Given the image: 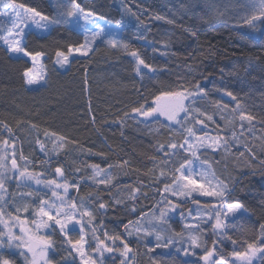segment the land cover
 <instances>
[{
    "label": "trees",
    "instance_id": "1",
    "mask_svg": "<svg viewBox=\"0 0 264 264\" xmlns=\"http://www.w3.org/2000/svg\"><path fill=\"white\" fill-rule=\"evenodd\" d=\"M17 2L53 17L61 11L58 5H68L71 0H56L55 5L49 0ZM208 2L76 0L86 11H93L112 23L120 22L123 25L120 40L128 45V49H113L97 41L93 45L94 51L88 56L73 53L69 56V63L61 67L54 63L55 52H67L68 45L82 43L84 33L66 25H53L45 34L31 31L27 39L28 50L44 54L47 80V84L33 89L25 83L23 75L26 69L32 68V62L28 58L17 59L0 41V143L5 139L10 144L14 141L18 163L25 166V161L20 160L23 154L32 161L27 164L29 171L42 172L46 179H57L54 170L62 167L65 176L80 185L79 192L74 189L73 196L78 202L83 198L86 205L94 210V224L101 239L104 231L126 237L133 249L131 255L135 256L132 264H153V260L158 264H182L184 259L204 264L199 260L204 255L203 248L195 249L196 254L189 257L175 251L176 248L188 247V230L184 224L195 221L182 219L180 209L178 215L167 218L166 224L152 219L153 212L159 216L160 209L165 208L168 200L181 204L185 216L188 209L196 207L191 199L163 192L164 184L171 183L172 171L188 154L181 149L178 150L179 155L165 156L157 150L159 144L183 143L187 133L180 127H167L169 124L161 118L144 121L132 116L133 108L143 106L146 110L154 107L155 97L166 91H191L197 84L205 90L206 98H197L193 107L213 116L215 123L205 121L208 127L204 132L211 137L227 139L228 149H200V160H194L193 164V178L203 183L204 178L198 174L214 172L232 190L224 198V204L238 202L248 209L229 222L232 226L227 233L231 240L214 236L208 223L201 225L205 230L200 234L202 242L212 248V241L217 240V252L230 261L232 251H243L247 243L257 240L260 225L264 224V164L260 162L264 156L259 147L264 144V123L261 122L264 121V39L251 38L259 37L264 24L257 22L256 29L239 24L241 17L251 15V10L240 7L237 0H212L218 6L215 9L205 7ZM2 7L0 4V9ZM218 12L223 13L220 18H217ZM7 20L0 17V26L7 24ZM169 20L173 23H168ZM187 29L196 34L192 35ZM5 33L6 29L0 31V35ZM133 50L155 71L138 74L137 63L130 55ZM228 92L236 99L227 97L225 93ZM237 103L241 108L233 112ZM240 111L255 117L251 125L247 120L239 119ZM241 123L243 129L240 128ZM5 124L12 129L11 134ZM190 126L191 120L185 127ZM195 127L199 130L203 126ZM45 132L56 136L46 137ZM233 132L241 144L256 146L257 159L249 162L247 152L243 157L239 156V145L232 139ZM203 134L198 131V135ZM57 136L65 140L60 141ZM37 139L45 145L47 155L40 150ZM60 143L65 147L59 148ZM240 151H244L243 147ZM165 160L169 163H162ZM204 160L207 164L202 165ZM124 161L127 164H123ZM92 164H99L115 177L112 185H98L93 181ZM109 164L113 166L111 169L107 167ZM161 170L167 175L160 176ZM103 176L101 173L97 179ZM134 188L139 191L133 193ZM36 190L23 185L17 188L15 181L9 184V192ZM41 194L45 198L50 197L48 191L43 190ZM194 196L202 204L218 202L215 198ZM116 200L120 203H115ZM162 200L164 203H160ZM16 201L23 204L31 202V198L18 195ZM101 202L106 204L105 209H98ZM141 213L148 214L141 221L145 228L155 227L165 236H172L173 232H183L184 236L174 237L176 243L171 248H156L149 252L148 249L156 243L154 235L145 236L143 231L136 233L134 230ZM129 221L134 222L129 225L133 232L131 237H127L124 230ZM53 239L60 247L62 237L58 231ZM232 240L237 243L234 245ZM63 255L66 252L59 251L53 257L54 261H60ZM17 264H23V260L17 258ZM76 264H79L78 258ZM106 264H120L119 255L116 254L114 261L106 260ZM253 264L261 262L258 260Z\"/></svg>",
    "mask_w": 264,
    "mask_h": 264
},
{
    "label": "snow or ice",
    "instance_id": "2",
    "mask_svg": "<svg viewBox=\"0 0 264 264\" xmlns=\"http://www.w3.org/2000/svg\"><path fill=\"white\" fill-rule=\"evenodd\" d=\"M237 3L240 7L251 10V15L241 17L238 21L239 24L248 25L253 29H256L257 22L264 24V0H237ZM0 4L3 6L0 9V17L8 18L7 24L0 26V31L6 29V33L0 35V41L7 45L10 53L16 54L17 59L29 58L35 62L44 55L41 52L33 53L28 50L27 39L31 35V25H35L36 29L44 31L49 30L53 25H66L70 29L83 30L82 43L68 45L67 52L62 50L55 52L56 59L54 63L61 67L69 63V56L73 53L88 56L90 52L94 51L93 45L97 41L107 44L113 49H128V45L122 43L119 39L123 32V25L120 22L112 23L98 16L93 11H86L80 4L76 3V0H71L68 5H58L61 11L53 17L43 15L35 8L26 7L24 4L18 3L17 0H0ZM205 7L215 9L218 6L212 0H209ZM222 15L223 13L218 12L217 18ZM157 19H163V17H157ZM168 23H173V21L169 20ZM87 25H92V27H87ZM187 30L192 32L191 29ZM195 34V32H192V35ZM251 38L264 39V31L260 32L259 37L253 36ZM130 54L137 60L136 71L138 74L141 65L149 69V71H155L151 65L139 57L137 51L133 50ZM23 75L26 78L25 83L28 85L38 84L41 80L44 81V84H47L45 77L37 78L32 75V68L26 69ZM227 95L232 96L233 100L236 99L231 92H228ZM206 96L205 90L197 84L195 85V90L191 91L184 89L182 91L163 92L155 97V107H149L147 110H143V106L132 109L134 113L144 117H152L156 114L166 116L168 121L179 125L187 133L183 137V143L173 141L169 142L167 146L159 144L157 150L163 152L165 156L179 155L178 150L181 149L188 154L182 159L179 166L172 171L171 183L164 184L163 192L169 193L173 197L184 198L185 200L191 199V203L196 207L195 209H188L187 216H185V211L181 204L168 200L165 208L160 209L159 216H156L153 212L152 219L166 224L168 223V212H176L177 209H180L179 215L182 219L188 220L191 218V220L195 221L194 223L184 224V228L188 230V247L175 249L176 253H180L184 257L194 256L196 254L195 249L203 248L204 255L200 256L199 260L204 261V264H237V262L239 264H253V261L257 259L261 264H264V224L260 225L261 232L257 240L247 243V247L243 251H232L229 255L233 259L230 261L217 252L215 247L217 240L214 239L212 241V248H208L206 242H202L200 234L205 231L201 227L202 224L210 223L214 236L227 237L231 240L232 238L227 233V229L232 226L227 222L229 214L234 215L238 212L245 213L248 211L244 205L238 202L227 204L225 210L224 198L232 190L225 181L218 179L214 172H200L198 175L204 178L203 183L193 178V164L194 160H200L198 155L200 149L207 148L213 151L221 147H224L226 151L228 149L227 139L221 136L211 137L207 132H204V129L208 127L205 121L215 123L213 116L199 108L193 107L197 98H206ZM162 98H169L174 103L160 105L159 101ZM185 101L189 102L186 104ZM223 107L227 108V105ZM239 108L240 105L238 103L233 112H236ZM239 119L241 121L247 120L249 125H251L255 117L240 111ZM189 120L192 121V126L185 127ZM261 122L264 123V121ZM171 123L167 127L171 128ZM195 125H202L203 127L197 130ZM4 127L9 134L12 133V129L8 125L5 124ZM243 127L244 125L241 123L240 128L243 129ZM198 131L204 134L198 135ZM248 131L251 132L252 128L249 127ZM50 135L56 136L55 133L45 132L46 137ZM240 135H243V132ZM56 139L65 140L62 136H57ZM232 139L239 145L237 147L239 156L243 157L245 152H247L250 157L249 162L257 159L255 145L241 144L235 132L232 133ZM36 143L40 146V150L47 155L45 145L39 139H37ZM73 143L75 142L73 141ZM9 147L13 149L10 160L8 152L5 151ZM58 147L62 149L65 145L60 143ZM240 147H243L244 151H240ZM259 147L261 155L264 156V144ZM14 149V141L11 145L7 139L0 143V264H17V258L22 259L23 264H60V261L63 264H76L77 258L79 259V264H106L108 259L114 261L116 254L120 257V264H132L135 256H130V253H133V249L130 247L126 237L120 234H109L104 231L103 239H101L100 235L97 234V225L94 224L96 220L94 210L86 205L83 198H80L79 202H77L70 193V188L75 189L77 193L79 192V183L69 184L66 179L63 182H58L57 179H41L44 173L29 171L27 164L32 163V161H29L28 157L23 154L20 155V160L25 161V166L21 167L16 159ZM53 150L55 151V148ZM89 152H91L90 149ZM100 155H103V153H100ZM152 159H155V157ZM260 162L264 164V159H261ZM42 163H47V161H42ZM162 163L167 164L169 161L165 160ZM123 164H127V161H124ZM201 164H207V161H201ZM90 167L94 173L92 179L96 184L112 185L115 177L110 172L102 169L99 164H92ZM107 167L111 169L113 166L109 164ZM76 171L79 172L80 169H76ZM54 172L59 178L65 176L62 167H56ZM101 173H104L103 178L97 179ZM165 175L167 173L161 170L160 176ZM12 181L16 182L17 188L21 187V185L31 188L29 181H34L36 185H42L43 188L23 193L9 192V184ZM44 189L51 191V197L45 198L41 194ZM61 189L62 192L58 191ZM137 191L139 189H132L133 193ZM194 194L200 197L215 198L219 203L202 204L199 199L195 198ZM18 195L31 198V202L17 203L16 197ZM115 203H120V201L116 200ZM160 203H164V200ZM105 208V203H99L98 209ZM135 210V207H133L132 211L135 212ZM25 213L27 215H22ZM147 215V213H141V217L135 221L134 230L136 233L143 231L145 236L154 235L156 243L154 247L148 249L149 252L155 251L156 248H171L176 243L174 237L184 236L183 232H173L172 236H165L162 230H158L155 227L151 229L145 228L141 221ZM151 222V220L148 221L149 224ZM133 223V221H129L128 224L124 225L127 237H131L133 234L129 230V225ZM57 231L62 237L59 241L60 247L57 246V241L53 239L57 235ZM89 234H91V239H88ZM232 243L235 245L237 242L232 240ZM59 251L66 252V255L61 256L60 261H54L53 257ZM106 254L110 255L106 256ZM153 264H158V262L153 260ZM182 264H198V261L184 259Z\"/></svg>",
    "mask_w": 264,
    "mask_h": 264
},
{
    "label": "rangeland",
    "instance_id": "3",
    "mask_svg": "<svg viewBox=\"0 0 264 264\" xmlns=\"http://www.w3.org/2000/svg\"><path fill=\"white\" fill-rule=\"evenodd\" d=\"M52 4H56V0H49ZM6 18V17H5ZM8 19V18H7ZM81 23H83V21H81ZM87 27H92V25H87ZM50 30V29H49ZM49 30H47V31H44V30H41V29H36V27H35V25H31V29H30V31H34V32H37V33H40V34H45V33H47ZM77 30H79V31H81V32H83V30H81V29H77ZM84 33V32H83ZM119 39H120V37H119ZM13 56H15L16 57V54H13V53H11ZM131 55V54H130ZM132 56V55H131ZM133 57V56H132ZM134 59H135V61H136V63H137V60H136V58L135 57H133ZM29 59V58H28ZM31 62H32V75L33 76H35V77H37V78H39V77H41V76H43V77H45V71H44V66H43V55L41 56V57H39L35 62H33L31 59H29ZM142 71H149V69H146V68H144L142 65L140 66V71H139V73H141ZM149 72H153V71H149ZM44 83V81L43 80H41L40 81V83H38V84H33V85H28V87L29 88H37V87H39L40 85H42ZM225 95L227 96V97H229V98H231V99H233L232 98V96H229V95H227V93H225ZM191 99V98H190ZM189 101H185V103L187 104ZM172 103H174V101H172L171 99H169V98H162L160 101H159V104L160 105H169V104H172ZM238 104V103H237ZM240 105V104H239ZM156 106V101L154 102V107ZM241 108V107H240ZM145 110V109H144ZM147 110V109H146ZM181 115H183V114H181ZM132 116H134V117H137V118H139L140 120H144V121H149V120H154V119H156V118H161L162 120H164V121H166L168 124H170L171 122L170 121H168L167 120V118H166V116H163V115H159V114H156L155 116H152V117H144V116H142V115H139V114H137V113H132ZM171 126H175V127H180L179 125H176V124H174V123H171ZM11 145V144H10ZM15 152H16V155H17V147H16V145H15ZM5 151H7L8 152V154H9V160L11 159V153H12V151H13V149L11 148V147H9V148H7V149H5ZM9 166H10V163H9ZM21 167H22V165H21ZM41 179H46L45 177H41ZM64 179H66L68 182H69V184H72L73 182L67 177V176H64L63 178H57V180H58V182H63V180ZM195 179V178H194ZM29 184H31V187H33V188H35V189H42L43 188V186L42 185H36L35 183H34V181H29ZM44 191H48L49 193H50V197H51V191L50 190H48V189H44ZM58 191H61L62 192V189L61 190H58ZM73 191H74V189H71L70 188V193L72 194V196H73ZM52 199H55V198H52ZM173 203H176L175 201H173V200H171ZM213 203H219V202H213ZM226 206L227 205H225L224 204V207H225V210H226ZM178 211H179V209H177V211L176 212H171V211H169L168 212V217L167 218H169V217H174V216H176V215H178ZM240 214H243V213H240V212H238V213H236V214H229V217H228V223L229 222H231L236 216H238V215H240ZM230 224V223H229ZM90 235V234H89ZM89 238V237H88ZM132 253H130V255H131ZM109 254H106V256H108ZM233 258H231V260H232ZM258 261V259L257 260H254L253 261V263H255V262H257ZM237 264H239V262H237Z\"/></svg>",
    "mask_w": 264,
    "mask_h": 264
},
{
    "label": "bare ground",
    "instance_id": "4",
    "mask_svg": "<svg viewBox=\"0 0 264 264\" xmlns=\"http://www.w3.org/2000/svg\"><path fill=\"white\" fill-rule=\"evenodd\" d=\"M162 196H165V193H162ZM73 197H75V196H73ZM75 199H76V201L78 202L77 197H75ZM88 239H90V238H88Z\"/></svg>",
    "mask_w": 264,
    "mask_h": 264
}]
</instances>
